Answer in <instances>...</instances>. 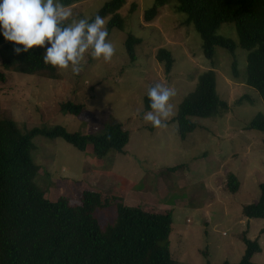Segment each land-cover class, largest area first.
<instances>
[{"label":"rangeland","instance_id":"374dc122","mask_svg":"<svg viewBox=\"0 0 264 264\" xmlns=\"http://www.w3.org/2000/svg\"><path fill=\"white\" fill-rule=\"evenodd\" d=\"M108 1L82 0L70 8L75 18H93ZM153 4L127 0L120 9L124 26L108 35L116 48L110 63L86 55L79 75L57 70V78L7 72V80L0 83V117L13 118L24 133L56 125L94 133L116 119L130 132V140L123 151L111 150L104 157L90 145L81 151L62 138H34L32 159L40 166L36 182L48 199L64 196L80 202L83 191L89 190L102 193L106 201L122 196L126 206L171 212L170 248L179 264L237 263L245 252L244 236L259 238L261 251L253 261L264 264V219H248L243 213L244 205L258 200L264 182V131L249 128L253 118L264 115V101L245 83L248 51L239 45L235 24L225 22L217 34L233 40L236 50L217 46L209 59L195 24H187V14L176 11V0L159 7L156 18L147 23L144 14ZM129 35L141 39L134 59L126 47ZM160 48L172 53L170 72L157 59ZM211 68L228 109L217 116L192 117L197 128L182 139L178 123L171 119L200 75ZM156 83L176 91L174 116L162 130L142 119L147 89ZM67 101L81 104V113L64 110ZM230 174L240 183L235 193L229 189ZM115 215L109 207L98 218L109 223Z\"/></svg>","mask_w":264,"mask_h":264},{"label":"trees","instance_id":"16d2710c","mask_svg":"<svg viewBox=\"0 0 264 264\" xmlns=\"http://www.w3.org/2000/svg\"><path fill=\"white\" fill-rule=\"evenodd\" d=\"M80 1L61 0V3L70 7ZM171 1L154 0L144 20L151 23L158 8ZM176 1V11L187 14V24H195L209 59L214 57L217 46L235 52L237 44L217 34L223 23L235 24L239 45L248 51L245 83L256 89L264 101V0ZM126 2L109 0L98 11L103 18L110 16L108 33L113 28H123L124 18L119 11ZM140 42L133 35L126 40L132 59L135 45ZM15 47L22 46L5 40L0 32V83L7 80V72L57 78V69L43 62L45 48L34 47L17 54ZM157 59L167 72L171 71L174 63L171 51L160 48ZM232 68L238 77L235 61ZM149 104L146 95V111L151 110ZM62 108L79 115L83 106L67 101L62 103ZM226 109L228 103L217 91V72L211 68L200 75L195 90L183 100L171 121L178 123L184 139L197 128L192 117L217 116ZM105 124L103 130L87 134L70 132L61 125L34 127L24 133L13 118L0 117V264H179L170 248L171 212L126 206L122 196L113 195L106 201L102 193L89 190L83 191L80 202H71L64 196L51 200L37 184L40 166L32 159L35 137L62 138L81 151L90 145L98 157L106 156L111 150L123 151L129 143L130 132L114 118ZM249 128L264 131V115L259 113L253 118ZM228 181L230 191L237 192L240 187L237 176L230 174ZM259 187L258 200L243 206L247 218L264 219V182ZM109 207L114 208L115 218L102 224L98 213ZM243 241L246 248L241 260L223 264H257L253 256L261 251L259 241L247 236Z\"/></svg>","mask_w":264,"mask_h":264},{"label":"clouds","instance_id":"9594fccd","mask_svg":"<svg viewBox=\"0 0 264 264\" xmlns=\"http://www.w3.org/2000/svg\"><path fill=\"white\" fill-rule=\"evenodd\" d=\"M0 32L5 40L22 46L14 48L17 54L45 48L42 58L46 65L61 72L70 70L74 75L83 70L86 55L105 63L116 55L114 44L108 40L105 18L99 14L75 18L61 0H0ZM175 96L170 86L156 83L149 87L151 110L142 119L155 129H166L174 116L171 101Z\"/></svg>","mask_w":264,"mask_h":264},{"label":"crops","instance_id":"0c3cea01","mask_svg":"<svg viewBox=\"0 0 264 264\" xmlns=\"http://www.w3.org/2000/svg\"><path fill=\"white\" fill-rule=\"evenodd\" d=\"M248 219H250V218H248ZM257 240L259 241V238H257ZM261 243V242H260ZM179 263V262H178Z\"/></svg>","mask_w":264,"mask_h":264}]
</instances>
